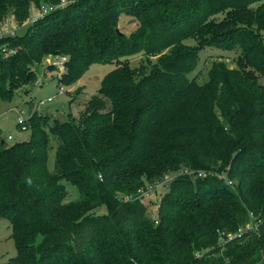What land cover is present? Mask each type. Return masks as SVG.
I'll list each match as a JSON object with an SVG mask.
<instances>
[{
	"label": "trees",
	"instance_id": "1",
	"mask_svg": "<svg viewBox=\"0 0 264 264\" xmlns=\"http://www.w3.org/2000/svg\"><path fill=\"white\" fill-rule=\"evenodd\" d=\"M60 1L0 0V27ZM67 1L26 37L0 38V100L34 85L50 56L67 58L59 86L116 68L81 120L51 121L30 102L17 124L28 141L9 146L0 128V218L18 249L5 264H264V0ZM124 16L139 23L130 34ZM208 47L240 55L200 84L190 75ZM174 173L152 220L141 190Z\"/></svg>",
	"mask_w": 264,
	"mask_h": 264
},
{
	"label": "rangeland",
	"instance_id": "2",
	"mask_svg": "<svg viewBox=\"0 0 264 264\" xmlns=\"http://www.w3.org/2000/svg\"><path fill=\"white\" fill-rule=\"evenodd\" d=\"M55 5V4H53ZM259 4L253 5L257 8ZM47 5H44L46 7ZM40 9L36 5H32L31 13L24 21H19L16 16L9 15L2 23L0 27V38L2 34H8L15 31V35L19 38L26 37L29 26L33 22L34 18L40 15ZM43 17V16H41ZM38 17V18H41ZM225 16H219V19H223ZM139 23L131 17H122L119 29L122 32L130 34L137 29ZM186 43L195 45L193 39H189ZM11 52L16 51L17 48L8 49ZM240 51H225L217 48L208 47L200 52V63L198 69L190 75L191 78H196L200 84L205 83L208 80V73L212 64L216 61H224L230 68L236 67V59L239 57ZM60 57H47L40 64L39 68H34L33 71L37 73V82L34 85L22 86L16 90V95L10 99L0 100V128L3 131V137L6 139L9 146L16 143L28 141L31 136L30 131H23L17 127L20 120H28L31 111L29 103H34L33 111L38 110L39 113L50 117V120L59 119L60 121L67 120H81L88 103L98 95V91L102 86L104 78L116 68L115 64H94L83 75V77L71 86H65L64 93L59 94L58 77L63 72L57 71L55 64L58 65L61 62ZM155 60V59H154ZM142 59L140 57L133 58L131 60V66L137 68L141 65ZM43 81V85L38 83ZM58 95V96H57ZM54 97L53 102H47L45 105L39 108V102L45 101L49 97ZM12 136V139L8 137ZM56 152L57 142L51 137V144L49 150L48 169L53 174L56 171ZM179 173L169 175V180L165 183H158L152 192H148L144 195L143 201L148 206V215L152 220L157 219V213L159 203L161 199L169 193V182L172 177H177ZM68 196L67 202L75 201L79 198V190L76 186L70 182L63 180ZM150 186L146 190H149ZM107 209L102 207L97 210V214H106ZM12 225L4 218H0V264H5L18 254L15 241L12 236ZM231 236V233H229Z\"/></svg>",
	"mask_w": 264,
	"mask_h": 264
},
{
	"label": "built area",
	"instance_id": "3",
	"mask_svg": "<svg viewBox=\"0 0 264 264\" xmlns=\"http://www.w3.org/2000/svg\"><path fill=\"white\" fill-rule=\"evenodd\" d=\"M67 4H68V1H67V0H61L60 3L55 4V5L51 4V5H48V6H46V7L42 6V8L40 9V12H39L40 15L37 16V18H38V17H41V16H44V15H46L47 13L52 12V11L58 9V8H61V7L65 6V5H67ZM37 18H34L33 20H35V19H37ZM8 34H10V35H15V31H14V32H10V33H8ZM4 35H6V34H2L1 36H4ZM60 59H61L60 64H58V65L55 64V67H56L57 71L65 72V71H66L65 63H66V61H67V58H66V57H60ZM38 84H39V85H43V81L39 82ZM63 93H64V88H63V86L60 85L58 95H59V94H63ZM58 95H57V96H58ZM57 96H54V97L51 96V97H49V98H48L47 100H45V101H40V102H39V108H40L41 106L45 105V103H47V102H53ZM20 121H23V120H20ZM22 128H23V130H26V129H27L26 125H23ZM8 138H9V139H12V136H9ZM168 179H169V176H167L166 181H168ZM155 187H156V186H150V189H149V190H141L140 196H139L138 198H139V199H143L144 195H145L146 193H148V192H152V189H155ZM129 200H131V198H130V199L125 198V201H129ZM248 228H250V227H248Z\"/></svg>",
	"mask_w": 264,
	"mask_h": 264
}]
</instances>
